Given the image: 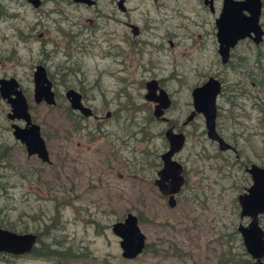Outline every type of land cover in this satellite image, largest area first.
Listing matches in <instances>:
<instances>
[{
    "label": "rangeland",
    "instance_id": "rangeland-1",
    "mask_svg": "<svg viewBox=\"0 0 264 264\" xmlns=\"http://www.w3.org/2000/svg\"><path fill=\"white\" fill-rule=\"evenodd\" d=\"M125 6L128 14L116 0H97L93 6L41 0L38 7L28 0H0V76L19 81L50 158L44 162L27 155L12 134L6 115L10 105L0 96V224L40 234L69 254L58 262L30 253H0V264L252 260L237 231L238 223L248 220L239 215L237 194L250 183L244 165L264 166V82L259 83L264 80V40L259 46L241 41L236 56L224 65L217 51L218 10L206 12L199 0H125ZM128 18L141 29L133 49L126 40L131 36L124 23ZM163 35L161 68L151 67L145 53L151 46L145 42ZM237 56L244 57L241 63ZM37 63L52 80L54 104L33 99ZM153 72L172 98L165 116L186 135L175 154L184 165L185 183L174 206L154 183L170 121L156 119L153 103L143 96L144 81ZM208 75L223 82L217 129L236 152L219 150L207 137L202 114L183 123L193 108L191 88ZM82 84L96 118H81L66 108L65 88L81 90ZM127 212L140 218L146 237V246L133 258L121 255L120 238L111 229Z\"/></svg>",
    "mask_w": 264,
    "mask_h": 264
},
{
    "label": "water",
    "instance_id": "water-1",
    "mask_svg": "<svg viewBox=\"0 0 264 264\" xmlns=\"http://www.w3.org/2000/svg\"><path fill=\"white\" fill-rule=\"evenodd\" d=\"M28 1L34 7H38L41 2V0ZM75 1L88 4L94 2V0ZM118 5L124 9V0H118ZM261 6V0H223L219 15L215 18L217 51L221 62L227 61L230 48L239 39L246 36H251L255 42L262 39L263 29L259 21ZM32 79L34 101L44 100L48 104H54L55 94L52 82L42 63L35 64ZM146 86L148 92L145 94V98L158 101L153 113L159 117L163 113V108L170 103L168 94L164 88L160 87L159 94L154 95L157 88L155 79L147 81ZM220 91L221 82L212 75L203 83L194 86L191 89L193 109L185 120L192 119L196 112L201 113L207 136L215 139L221 149H234L216 129V97ZM65 95L73 108L79 109L85 115L91 113V109L82 104L81 95L76 89L68 88ZM0 96L10 105L6 115L11 120L13 136L25 145L28 154H37L42 161L49 162V152L40 133V124L32 118L29 103L19 81L13 76H0ZM17 120H22L24 125H19ZM165 136L168 139V147L160 154L162 166L157 170L154 183L161 194L168 195L167 203L174 206L176 204L175 195L185 179L182 173L183 166L174 158V154L183 146L185 135L182 131L168 128L165 130ZM246 170L251 174L253 182L244 193L238 194V202L241 205V214H248L252 219L247 226H239V229L243 233L246 250L254 258L247 264H264V260L261 259L264 256L263 230L257 219V214L264 211V166L252 162L246 167ZM111 229L120 238L119 244L123 257L133 258L142 252L146 244V237L139 226L136 214L127 212L122 220L112 223ZM36 236V233L31 231H16L0 225V252L28 253L36 244Z\"/></svg>",
    "mask_w": 264,
    "mask_h": 264
},
{
    "label": "flooded vegetation",
    "instance_id": "flooded-vegetation-1",
    "mask_svg": "<svg viewBox=\"0 0 264 264\" xmlns=\"http://www.w3.org/2000/svg\"><path fill=\"white\" fill-rule=\"evenodd\" d=\"M74 3H79V4H82V5H85V6H93L95 3H96V1L97 0H94V2L93 3H91V4H88V3H85V2H81V1H75V0H72ZM200 2H201V4H202V6H203V10H206V12H208V13H210V14H215L216 13V11L218 10V12H217V14H216V16H215V18L219 15V12H220V10H221V7H222V4H223V0H199ZM262 1V0H261ZM41 3V2H40ZM263 3V2H262ZM218 4H219V7H218ZM116 6H117V8L119 9V10H121L122 12H124V13H126L127 12V8H126V6H125V0H124V9H121L120 7H119V5H118V0H116ZM262 6H263V4H262ZM262 6H261V11H262ZM245 13H247V11H245ZM126 14H128V13H126ZM261 14V13H260ZM215 18H214V22H215ZM124 23H125V25L127 26V28L128 29H130V32H131V36L130 37H126V40H127V42L129 43V46L132 48V47H134V43H135V41L137 40L136 39V37L137 36H139L140 35V33H141V29H140V27L135 23V22H133L130 18H128V20L127 21H124ZM134 26H136V27H134ZM262 26V25H261ZM149 29H150V34L153 36V35H156L154 32V30L152 29V27H149ZM262 29H263V34H262V39L259 41V42H255L254 41V39L251 37V36H246V37H244V38H241V39H239L236 43H235V45L234 46H232L231 48H230V51H229V57H228V59H227V61L226 62H222L224 65H226V64H228V63H230V61L232 60V57L234 56H236V55H234V53H233V51H234V49L239 45V43L241 42V41H243V40H245V39H250V40H252L253 41V43H254V46H259L260 44H262V42H263V40H264V28H263V26H262ZM157 36V38H159V36L158 35H156ZM217 40V39H216ZM163 41H164V35L162 36V40H157V41H155L154 39H147L146 40V42H145V44H148V45H150L151 47H150V49H148V50H145V53H147V55H148V59H150L149 60V63H148V65H150L151 67H153V66H157V67H159V68H161V64H160V57H159V55H161L162 54V51H163V49H164V46H163ZM170 43H172L171 41H170ZM133 49V48H132ZM140 52H141V50H140ZM220 56V55H219ZM238 57V56H237ZM256 59H255V63H257L258 61H260V55L259 56H257V53H256ZM244 59V57L243 56H240V57H238V60H239V62L241 63L242 62V60ZM237 65H239V63L237 64ZM151 75H148L147 76V79L144 81V87H145V92H144V94H143V96H144V98H145V94L148 92V90H147V86H146V83H147V81H149V80H151V79H155L156 81H157V88H156V91H155V94L154 95H158L159 94V88L160 87H162V88H164L165 89V91L167 92V94H168V97H169V99H170V103H169V105L167 106V107H165V108H163V113H162V115H160L159 117H156L155 115H154V113H153V111H154V109H155V105L158 103V101H153V100H149V99H146L145 98V100L146 101H148V102H152L153 103V109H152V114H153V116L156 118V119H161V120H163V121H166L167 123H168V125H167V127L164 129V131H163V135H164V137H165V139L167 140V147H168V139L166 138V136H165V130L166 129H168V128H172L174 131H182V130H180V129H177L176 128V126L174 125V122L173 121H171L168 117H166L165 116V111H167L169 108H170V106H171V103H172V98H171V95L169 94V92L167 91V89L163 86V83H162V79H160L159 77L158 78H156L158 75H157V72H153V73H150ZM249 76H250V74H248ZM209 76H211V75H208V77ZM213 76V75H212ZM49 77V76H48ZM207 77V78H208ZM216 77V76H215ZM206 78V79H207ZM218 78V77H217ZM50 79V78H49ZM205 79V80H206ZM219 79V81L221 82V90H222V87H223V82L221 81V79L220 78H218ZM51 80V79H50ZM205 80H203L201 83H203ZM51 82H52V80H51ZM201 83H199V84H201ZM252 83H257V82H255V81H252ZM260 83V82H259ZM199 84H196V85H199ZM196 85H194V86H196ZM193 86V87H194ZM192 87V88H193ZM68 88H74V87H72V86H68V87H66L65 88V90H64V96H65V98L67 99V101H68V106L66 107L67 108V110L68 111H70V112H73V113H75L76 115H78L79 117H81V118H87V117H98V115L95 113V110L89 105V104H87L86 102H85V99H86V97H87V92H86V88H85V86H83V84H82V86L80 87L81 88V90H78V89H76V88H74V89H76L79 93H80V95H81V102H82V104H84V105H86V106H88L90 109H91V113L90 114H88V115H85V114H83L79 109H75V108H73L71 105H70V103H69V100H68V98H67V96L65 95V91L68 89ZM191 88V89H192ZM52 89H53V84H52ZM53 91H54V89H53ZM191 93V92H190ZM221 93V91L218 93V95ZM54 94H56L55 93V91H54ZM217 95V96H218ZM192 97V96H191ZM216 107H217V97H216ZM193 109V108H192ZM192 109L189 111V113L187 114V116L190 114V112L192 111ZM218 109V108H217ZM217 113H218V110H217ZM110 114H111V112L110 111H107L106 113H105V116H110ZM197 114H199V112H196L195 114H194V116H193V118L197 115ZM201 114V113H200ZM163 117H165V118H163ZM192 118V119H193ZM192 119H190V120H192ZM216 119H217V114H216ZM17 121H22V120H17ZM16 121V122H17ZM189 121V120H188ZM188 121H186V120H184L183 121V123H186V122H188ZM216 121V120H215ZM23 122V121H22ZM19 125H21V126H23L24 125V122L22 123V124H20L19 122H17ZM204 128H205V125H204ZM216 129H217V121H216ZM206 130V129H205ZM183 132V131H182ZM217 132L223 137V135L218 131V129H217ZM40 133H41V127H40ZM184 133V132H183ZM41 135H42V133H41ZM184 135H185V133H184ZM207 135V134H206ZM43 136V135H42ZM208 137V136H207ZM44 138V137H43ZM209 138V137H208ZM224 138V137H223ZM17 139V138H16ZM210 140H212V141H214L216 144H217V147L219 148V146H218V143H217V141L215 140V139H211V138H209ZM225 139V138H224ZM19 140V139H18ZM45 140V139H44ZM185 140H186V135H185ZM226 140V139H225ZM20 141V140H19ZM227 141V140H226ZM21 142V141H20ZM231 146H233L234 147V149H232V148H226V149H221V148H219V150H221V151H228V150H231V151H233V152H236L237 151V148L235 147V145H233L232 143H230L229 141H227ZM22 143V142H21ZM46 143V142H45ZM185 143V142H184ZM184 145V144H183ZM25 146V145H24ZM46 147H47V145H46ZM183 148V146L178 150V151H176L175 152V154L177 153V152H179L181 149ZM25 149H26V147H25ZM48 149V148H47ZM48 152H49V150H48ZM163 152V151H162ZM26 153H27V150H26ZM161 154V153H160ZM175 154H174V158H175ZM27 155H32V154H28L27 153ZM37 157H39L37 154H35ZM40 158V157H39ZM160 159H161V157H160ZM177 159V158H176ZM41 160V159H40ZM42 161V160H41ZM177 161H179L178 159H177ZM45 162V161H44ZM180 162V161H179ZM181 163V162H180ZM252 162H250V163H248V164H245L244 165V168H245V171H246V173L248 174V176H249V178H250V183H249V185H247V186H245L244 187V190L242 191V192H240V193H244L245 191H246V188L247 187H249L250 185H251V183L253 182V180H252V177H251V174L246 170V167L247 166H249L250 164H251ZM182 164V163H181ZM161 166H162V159H161ZM182 166H183V170H182V173H183V171H184V165L182 164ZM262 166V165H261ZM161 168V167H160ZM156 174H157V172H156ZM183 175H184V173H183ZM157 177V176H156ZM155 177V178H156ZM154 178V179H155ZM184 178H185V175H184ZM184 183H185V179H184ZM184 183L181 185V187H180V189H179V191H177V194H179L180 192H181V189H182V187H183V185H184ZM240 193H238V194H240ZM176 194V195H177ZM238 194H237V202H238ZM176 195H175V197H176ZM165 196H168V195H165ZM168 198V197H167ZM238 204H239V202H238ZM239 215L241 216V217H246L248 220H246L245 221V223H242V222H239L238 223V225H237V231L239 232V234H240V237H241V240H242V242H243V233L241 232V230L239 229V226H247L248 224H249V222L251 221V219H252V217L250 216V215H248V214H241V205L239 204ZM262 215H264V211L263 212H259L258 214H257V219H258V224L260 225V227L262 228V230H263V238H264V221H263V219H262ZM36 239H37V236H36ZM243 244H244V242H243ZM36 245V244H35ZM244 248H245V245H244ZM245 250H246V248H245ZM247 251V250H246ZM2 254H4L3 256H7L8 255V257L10 256V255H16V256H19V255H22V254H12V253H6V252H1ZM29 253V252H28ZM247 253L251 256V254L247 251ZM23 254H26V253H23ZM252 257V256H251ZM261 259H263L264 260V256H262L261 257ZM254 260V258L252 257V260H250L249 262H251V261H253ZM248 262V263H249ZM247 264V263H246Z\"/></svg>",
    "mask_w": 264,
    "mask_h": 264
},
{
    "label": "trees",
    "instance_id": "trees-1",
    "mask_svg": "<svg viewBox=\"0 0 264 264\" xmlns=\"http://www.w3.org/2000/svg\"><path fill=\"white\" fill-rule=\"evenodd\" d=\"M263 82H264V80L260 81V84H262ZM139 219L140 218L138 217V221H139ZM0 225L14 230V228H12L9 223L0 224ZM36 242L39 243V246L34 245L32 250L29 252L30 254H32L34 256L45 257V258H54L59 262L61 258H63L66 255H69V254H66L67 250H65V249L51 247V244L49 242L42 240V238L40 237V234L37 235ZM145 246H146V244H145ZM245 262H247V260L240 259V261H238L237 264H245Z\"/></svg>",
    "mask_w": 264,
    "mask_h": 264
}]
</instances>
